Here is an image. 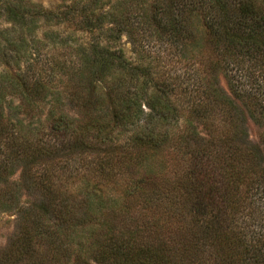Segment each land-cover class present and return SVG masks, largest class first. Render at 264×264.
<instances>
[{
  "label": "trees",
  "instance_id": "1",
  "mask_svg": "<svg viewBox=\"0 0 264 264\" xmlns=\"http://www.w3.org/2000/svg\"><path fill=\"white\" fill-rule=\"evenodd\" d=\"M248 120L264 126V0H0L3 258L264 264Z\"/></svg>",
  "mask_w": 264,
  "mask_h": 264
},
{
  "label": "rangeland",
  "instance_id": "2",
  "mask_svg": "<svg viewBox=\"0 0 264 264\" xmlns=\"http://www.w3.org/2000/svg\"><path fill=\"white\" fill-rule=\"evenodd\" d=\"M31 1L42 5L44 8H54L56 5L60 3V0H31ZM43 30H46V28L42 27L40 30H38L37 32L38 38H42L41 32ZM120 44L124 48V50L127 52V54H130L131 44L125 35H122L120 39ZM203 50L205 54L209 53V47H204ZM42 52H41L42 55H40V57L36 61L38 62L37 65L46 64L50 62V59H49L50 53H48L49 55H45ZM33 56H36V54ZM35 58L36 57H33V60H32V62L34 63H35ZM176 68H179V65H177ZM14 101L16 102L15 98H14ZM71 112L72 111L69 110V113ZM246 128L249 134V141L251 143H256L258 141V137L260 136V134L264 132V126H258L257 124L253 123L250 120L247 121ZM10 179L22 184L23 183V173L21 171V168L16 169L15 174ZM1 187L2 185L0 184V189ZM33 199H34L33 196L26 195L25 190H22V195L20 197L21 205H25L26 201H30ZM15 210L16 209L5 210V211L3 209L0 210V264H18V263H13L15 257H11L10 258L11 261L10 259L7 261L5 260V258H3V253L9 250L10 242H12L16 234L18 220H17V213H15ZM19 264H27V263L26 261H21Z\"/></svg>",
  "mask_w": 264,
  "mask_h": 264
}]
</instances>
